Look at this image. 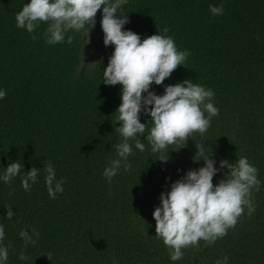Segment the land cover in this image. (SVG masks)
Returning <instances> with one entry per match:
<instances>
[{
	"label": "trees",
	"instance_id": "1",
	"mask_svg": "<svg viewBox=\"0 0 264 264\" xmlns=\"http://www.w3.org/2000/svg\"><path fill=\"white\" fill-rule=\"evenodd\" d=\"M26 3L30 0H0V90L7 92L0 100V177L16 161L24 165L22 175L34 166L41 171L30 191L19 176L10 186L0 179L3 244L12 245L7 264H216L224 256L227 264H264V0H128L122 9L130 21L124 30L143 40L168 27L177 49L190 53L185 65L150 90L163 95L166 86L184 80L212 89L219 115L204 137L194 139L204 140L217 169L223 159L234 163L244 156L261 181L260 190L252 191L256 208L251 217L245 208L226 236L183 249L179 261L170 259L155 236L153 212L172 183L204 166L193 159L196 141L190 138L179 151L169 150L164 163L156 160L145 134L140 138L145 151L131 142V171L121 167L109 184L102 173L121 141L115 127L122 126L116 124L122 86L103 83L114 45H104L102 9L95 24L97 60L88 65L83 64L84 30L49 45L47 24L36 29V40L18 29L15 16ZM221 4L224 14L213 16L209 5ZM68 35L75 36L72 44ZM140 120L151 128L144 111ZM49 162L57 179L66 181L56 199L49 197L44 180ZM227 172L221 169L213 183ZM33 227L39 239L25 248L19 232L27 228L31 233ZM21 251L27 260L18 258Z\"/></svg>",
	"mask_w": 264,
	"mask_h": 264
},
{
	"label": "clouds",
	"instance_id": "2",
	"mask_svg": "<svg viewBox=\"0 0 264 264\" xmlns=\"http://www.w3.org/2000/svg\"><path fill=\"white\" fill-rule=\"evenodd\" d=\"M127 3L128 0H30L15 16L16 27L33 34V40L38 39L34 34L36 29L47 24L44 31L46 43L55 45L64 42L70 31L79 33L88 27L91 32L97 13L102 9L103 42L105 47L114 45V52L103 70V83L122 86V103L116 110V124L122 123V126L115 127L121 141L115 145L116 157L110 158L102 173L109 184L121 167L126 172L131 171L128 158L133 155L132 141L135 148L143 152L145 144L140 138L147 134L146 140L151 152L157 154L156 160L167 163L169 150L179 151L197 134L204 137L212 118L219 115V109L212 102L215 92L191 80L166 86L163 95L150 90L153 83L162 85L174 70L185 65L190 53L177 49L174 39L167 35L168 27L159 28L163 34L143 40L137 33L124 30L130 22L122 11ZM209 9L213 16L224 14L223 4L209 5ZM74 39V35H68L67 43L72 44ZM6 95V90H0V100ZM142 111L151 117V128L141 123ZM194 140L198 149L194 162L203 160L204 166L189 170L183 178L172 183L170 191L161 194V206L153 212L155 236L162 240L172 261L183 259V249H199L201 240L207 246L226 236L228 230L237 225L245 208L251 217L256 208L252 191L260 190L258 170L247 157L240 156L234 163L223 159L220 169H217L213 153L206 152L204 140ZM22 167L24 165L18 161L10 163L0 179L10 186L12 180L19 176L23 189L30 191L41 170L34 166L22 175ZM224 168L228 169L225 177L214 184V176ZM43 171L48 195L56 199L58 193L64 192L66 181L57 179L51 162ZM6 207L7 219L12 220V205ZM39 235L35 227L31 233L27 228L19 232L25 248L29 244L35 245ZM4 240L5 228L0 224V264H7L9 248L12 247L11 244L5 246ZM47 256L51 259V254ZM18 258L24 261L28 256L21 251ZM228 259L224 256L216 264H227Z\"/></svg>",
	"mask_w": 264,
	"mask_h": 264
},
{
	"label": "rangeland",
	"instance_id": "3",
	"mask_svg": "<svg viewBox=\"0 0 264 264\" xmlns=\"http://www.w3.org/2000/svg\"><path fill=\"white\" fill-rule=\"evenodd\" d=\"M85 39H86V51L83 54V64L88 63V65H93L97 60V49L99 45V35L95 27L91 30L86 27L84 29Z\"/></svg>",
	"mask_w": 264,
	"mask_h": 264
}]
</instances>
